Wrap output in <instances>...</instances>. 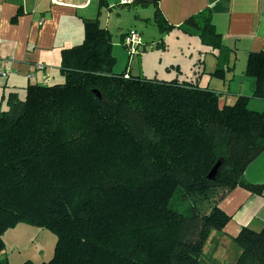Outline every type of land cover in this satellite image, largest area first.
<instances>
[{
  "label": "trees",
  "instance_id": "1",
  "mask_svg": "<svg viewBox=\"0 0 264 264\" xmlns=\"http://www.w3.org/2000/svg\"><path fill=\"white\" fill-rule=\"evenodd\" d=\"M159 1L136 3L152 6L162 29L177 28ZM178 28L212 52L223 45L210 12ZM116 61L110 30L85 20L82 41L61 50V82L29 84L24 96L7 93L0 110V253L4 231L28 222L57 236L54 256L38 264H264V225L229 235L238 250L231 263L215 256L231 218L219 201L237 186L264 189L244 176L264 150V110L251 109L246 95L221 106L220 93L196 80L114 72ZM246 62L253 96L263 98L264 50ZM228 70L210 74L225 79ZM214 187L224 192L207 213L171 204L176 194L188 201ZM0 264L8 263L0 257Z\"/></svg>",
  "mask_w": 264,
  "mask_h": 264
},
{
  "label": "crops",
  "instance_id": "2",
  "mask_svg": "<svg viewBox=\"0 0 264 264\" xmlns=\"http://www.w3.org/2000/svg\"><path fill=\"white\" fill-rule=\"evenodd\" d=\"M136 1L131 0L126 5L119 0H0V67L8 71L6 76L0 75V110L6 109L5 99L10 91L22 96L29 84L41 83L46 77L49 84L62 81L61 50L82 41L85 20L98 19L100 25L111 32V19H120L127 12L123 7L141 8ZM159 7L167 21L176 27L191 16L210 12L223 45L212 52L200 43L197 35L174 28L172 31H177L174 35L181 41V51L187 57L185 67L190 74L182 78L186 73L178 56L165 62L162 55L156 63L155 77L196 80L200 86L220 93L221 106L233 104L239 95H246L250 97L251 109L264 110V97L253 96L254 78L244 75L248 54L264 50V0H160ZM151 8L148 6V14ZM131 28L139 32L136 25L131 26L120 31L121 38ZM153 45L165 48L163 40ZM152 58L157 56L152 55ZM200 58L204 61L202 68L197 63ZM39 63L44 69L37 68ZM218 66H232L233 70H228L222 79L210 74ZM142 72L145 75L144 67ZM29 73L34 76L29 77ZM244 176L252 184H264V150L248 164ZM219 206L231 216L224 228L230 236L238 235L245 226L258 230L264 225V189L254 193L237 186L219 201ZM229 242L232 244L231 240ZM218 249L220 247L215 256L229 262L230 250L220 253Z\"/></svg>",
  "mask_w": 264,
  "mask_h": 264
},
{
  "label": "rangeland",
  "instance_id": "3",
  "mask_svg": "<svg viewBox=\"0 0 264 264\" xmlns=\"http://www.w3.org/2000/svg\"><path fill=\"white\" fill-rule=\"evenodd\" d=\"M147 8L148 7H141L137 10L135 8L123 7L122 9H125L127 12L123 13L120 19H111V25L113 26L111 29L113 53L117 58L114 69L117 70V72L126 71L134 74L140 73L141 77H154L156 76V63L160 60V56L163 55V60L165 62L169 59L174 60L178 56L182 63H184L183 67L186 73L185 76L182 74V78H187L186 76L190 74V71L189 69L186 70L185 67L187 57H185L184 52L181 51V41L174 35L177 31H172L173 29L171 27V29H166L167 25L164 26L165 29H162L154 20L153 7L151 8L150 14H148ZM141 12L142 15H140ZM135 25L141 33L144 42L140 43L136 51L131 52L132 49L124 44L120 36V31ZM162 40L164 41L165 48H161V46L158 48L157 46L152 49L150 48L151 44L161 42ZM154 52L159 54H151ZM152 55H156L157 58H152ZM143 67L146 72L145 75L142 72ZM223 192V188L214 187L208 192L207 196L194 195L191 200L188 201L182 200L179 194H176L171 204L175 209L182 212H187V207L194 204L197 210L203 214L210 211L213 204ZM213 235L214 234H212V237ZM217 239L219 245L221 243V245H224L223 242L227 243L223 247L218 245V247H220L218 251H220V253H225L230 250V256L227 255V257L230 258L228 263H231L233 253L238 252V250L235 249L234 245L230 244L229 234L227 233L225 236H220V238L217 236ZM3 240L4 249L0 253V257L6 259L8 264H22L27 260H31L35 264H38L43 261H48L54 256L57 236L52 230L46 227L30 224L28 222H20L4 231ZM211 243L212 241L210 240L206 247V252L208 253H211L213 249Z\"/></svg>",
  "mask_w": 264,
  "mask_h": 264
},
{
  "label": "built area",
  "instance_id": "4",
  "mask_svg": "<svg viewBox=\"0 0 264 264\" xmlns=\"http://www.w3.org/2000/svg\"><path fill=\"white\" fill-rule=\"evenodd\" d=\"M131 0H119L120 4H127L130 3ZM123 42L126 46L130 47L132 49L131 52H134L138 49L139 44L142 42V38L139 34V32H137L136 30L132 29L128 32V34H126V36L123 39ZM44 65L43 64H37V68L38 69H44ZM8 74V71L2 69V67H0V75L2 76H6ZM29 77H33L34 74L33 73H29L28 75ZM49 81V77H46L44 79V82H48Z\"/></svg>",
  "mask_w": 264,
  "mask_h": 264
},
{
  "label": "water",
  "instance_id": "5",
  "mask_svg": "<svg viewBox=\"0 0 264 264\" xmlns=\"http://www.w3.org/2000/svg\"><path fill=\"white\" fill-rule=\"evenodd\" d=\"M219 165H220V162H218V163L215 164V166L210 171V173L208 175V178H210V179H214L215 178V175L217 173V170H218Z\"/></svg>",
  "mask_w": 264,
  "mask_h": 264
},
{
  "label": "bare ground",
  "instance_id": "6",
  "mask_svg": "<svg viewBox=\"0 0 264 264\" xmlns=\"http://www.w3.org/2000/svg\"><path fill=\"white\" fill-rule=\"evenodd\" d=\"M153 20V19H152ZM134 29V28H133ZM135 30V29H134ZM123 38V37H122ZM142 42H143V40H142ZM140 45V44H139ZM152 45V44H151Z\"/></svg>",
  "mask_w": 264,
  "mask_h": 264
}]
</instances>
